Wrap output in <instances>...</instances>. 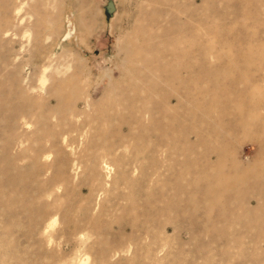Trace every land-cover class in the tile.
Returning a JSON list of instances; mask_svg holds the SVG:
<instances>
[{
  "label": "rangeland",
  "instance_id": "obj_1",
  "mask_svg": "<svg viewBox=\"0 0 264 264\" xmlns=\"http://www.w3.org/2000/svg\"><path fill=\"white\" fill-rule=\"evenodd\" d=\"M22 6V26L29 31L21 26L16 36L12 32L1 35L16 41L12 58H18L5 68L9 76L0 63V140L14 135L7 152L23 172L47 166L40 183L55 172L62 176L43 192L29 191L27 182L32 186L36 182L20 173L17 182L10 184L6 172L13 169L4 165L0 264H264V0H25ZM176 17L192 28L187 39L198 44L211 40L215 46L211 53L221 57L219 75L210 76L212 86L208 87L219 95L216 105L213 99L197 94L206 86L204 73L210 66L192 48L184 59L191 56L194 64L177 67L174 87L160 85L164 93L153 97L161 103L174 95L169 101L173 108L181 99L183 110L171 113L170 129L156 127L143 113H133L134 119L129 120L123 117V109L121 128L118 119H111L101 129L102 122L92 120L86 101H99L110 80L112 84L134 81L138 58L168 59L169 39L180 36L171 31ZM206 28L211 29L209 35ZM220 40L229 45L218 48ZM148 45H159L164 51H143ZM174 55L183 57L179 51ZM46 65H59L62 70L69 66V71L77 67V81L84 92L75 110L90 113L70 116L82 135L73 132L60 138L63 148L49 144L56 135L53 123L58 116H50V122L40 126L24 116L29 99L35 101L32 113L46 108L53 87L51 80L42 77ZM185 92L190 95L183 97ZM141 104L138 100L136 108ZM237 104L245 105L242 118L250 121L248 134L222 131L226 142L236 141L218 145L207 126L221 123L216 118L221 113L231 115L224 118L226 123L237 124L234 114L228 113ZM251 104L257 109L247 113ZM210 106L214 113L207 115ZM39 128L44 131L47 151L39 154V163L32 167L27 159L36 153L31 143L40 134ZM100 129L107 133L108 143L85 145V138L91 136L101 140ZM117 132L125 144H111ZM200 138L207 145L197 146ZM1 148L0 144V153ZM62 155L68 156L67 164H62ZM106 161L108 168L103 165ZM122 170L127 174L124 177ZM137 181L143 182L140 197L130 189H138ZM123 192L132 195L140 213L152 195L151 204L158 212L148 218L124 214ZM31 195L56 209L40 218L39 211L27 208ZM146 219L157 223H146ZM134 220L144 221L139 224L142 230H121L122 222Z\"/></svg>",
  "mask_w": 264,
  "mask_h": 264
},
{
  "label": "bare ground",
  "instance_id": "obj_2",
  "mask_svg": "<svg viewBox=\"0 0 264 264\" xmlns=\"http://www.w3.org/2000/svg\"><path fill=\"white\" fill-rule=\"evenodd\" d=\"M24 3H25V0H21V1L19 0H0V63L2 64V67L4 68V70L9 64H11V61L16 60L18 57L15 56L14 58H12L15 53L13 47L16 41L12 40V38L3 39L1 35L8 36L9 32H12V35L16 36L17 29L21 27L24 23L23 21H24L25 16L21 15V12L23 9L22 5ZM185 12H187L186 14L189 16H192L193 14L190 10H185ZM25 14H28V12H26ZM36 17L37 19H39L38 16ZM41 18H42L41 21L46 23L45 20L47 19V17H45V15L44 16L42 15ZM174 21L175 22H174V25L171 27V31L172 30L177 31L180 34V36L177 38L169 39L170 46L168 50H166L168 52L169 58L164 59L162 57L160 58L157 57L153 60L149 59L146 56L138 58L137 61L140 63V66L134 68V71L137 74L136 78H133L134 81H131V83L122 84V80H120V82L116 84H112L113 80H110L109 88L105 89L99 101L91 99V98L90 100L86 101V106L91 107L92 109L91 114L89 112L82 113V110L81 111L75 110V108L78 107L76 102L79 99L80 95H82L84 92L83 88L79 86V82L77 81L79 77V72L77 71V67H74L72 70L69 71L68 70L69 66H66L67 68L62 70L59 65L55 67L46 65L44 66L42 70V77L44 78L45 81L47 79L53 82L52 83L53 87L48 91V95H47L48 97H46V103H47L46 108L39 110V113H32L33 104L35 101H33L32 99H29L28 105H27L28 113H25L24 116H26L29 121L37 124V126L49 123L50 116H56V117L58 116L56 123H53V128L57 129V130L54 129V132H53L56 135L53 134L52 139L50 138L49 144H50V147L52 146L54 147V145L58 144L60 148H63L61 147L60 138L68 137V135L70 136V134L73 132H75L78 136L82 135V133L79 132V126L77 125V123L74 121L73 118H72L73 120L70 119V116L78 117L81 115L90 114V116L92 117V120L98 119L102 122L101 129L105 126V123H107L108 120L118 119L120 121V124H118V127L121 128L122 127V111L126 110L125 116L123 117H126L129 120L134 119L133 113H143L145 115L147 114L148 118H150L149 122H151V124H155L156 127L158 128L165 127L166 129H170V123L173 122V119L170 118L171 113L179 112V110L184 107L182 105L181 99L177 98L178 106L176 108H173L169 106V101L174 95L165 97V99L162 100L161 103L154 101L153 97L164 93V92L163 93L161 92L164 90H162V87H160V85L164 86L166 89H172L174 87L175 82L178 79L174 75V71L177 67L184 66L186 68H190L194 64L195 60L193 61L191 56L189 57L187 56L188 58L184 59L185 55L190 54L189 50H192V48L196 49L197 56L199 55V53H202L203 54L202 58L205 60L207 65L210 66L208 67L210 70L204 73V79L206 80V86L204 85L203 89L201 90L198 88V86H196V83H195V87L199 89L197 94L198 96L202 95V97L204 98L213 99L212 105L213 106L216 105V102L214 99H216L217 96L219 95L217 94L215 95V92H214L215 90H212L211 88H208V87L212 86V82H210L209 80L210 76L213 73L219 75V68L222 67L221 57L217 54L213 55V53H211V51L215 49L214 48L215 46L213 45V42L211 40H207L206 42L202 44H198V43L193 42V40L190 38L187 39L186 34L192 33V28L190 27L188 22L183 21L179 17L174 18ZM203 21L206 22V19H203ZM23 27L24 26L21 27L23 31H27V32L29 31L28 28H23ZM210 33H211V29L206 28L205 34L209 35ZM67 35H69V33ZM225 44L226 46L229 45V43H223V41L221 40L218 41V48L224 47ZM161 48L162 47H160L159 45H154V46L148 45L142 49H144L143 51H155L158 53L162 50ZM176 51L181 52L183 57L176 59L174 55ZM212 59L214 60L213 63L211 62ZM247 59H248V55L246 53V61ZM166 70L170 73L167 72V74L166 73L163 74ZM5 71L8 76L11 74L8 70H5ZM143 71H147L148 73L150 71L151 72L147 76L145 75L143 76L142 75ZM153 72L157 73L158 76L155 73L153 75L152 74ZM160 74H163V75H160ZM120 76H122L121 72H120ZM241 92L246 93L245 90ZM19 94L21 96H24V92L22 91V89H20ZM86 95L88 96L87 92H86ZM189 95H190L189 92L183 93V97H187ZM52 99L54 101V104L51 106ZM138 100H141L142 102L139 109H137L135 106ZM132 102L135 103V105L134 104L132 105ZM224 104H226V102ZM244 106L245 105L237 104L236 107H234L233 109H229L228 111V113L234 114V117L238 121L237 124H233L232 122L226 123L225 121H228V119L224 120V118H226V116H231V115H227V113H221V114L216 115V118H218L219 122L221 123L217 125L207 126L210 130V133L213 134V135L210 134V136L213 138L212 140H214L218 145L224 146V145L232 144L233 142L235 143L236 141V138H234V140H231L232 142H229V141L226 142L224 139L221 138L222 131H230L234 135L248 134L246 132L248 130L247 128H248V125L250 124V121L242 118V114H244L243 113ZM196 107L197 108L202 107L200 103H198V101H196ZM250 107H251L250 111H248L247 113H254L253 111L257 109V105L255 104H251ZM71 109L73 110V113H67ZM60 113L64 115L60 116ZM186 113H192V112L187 111ZM206 113L207 115H212V113H214L213 107L212 108L211 106L206 107ZM13 114L18 115L20 113H13ZM65 114H67L68 116H65ZM156 116H158L159 118H156ZM62 121H67L65 123V126L61 124ZM15 124H16L15 122L12 123V125H15ZM61 126L64 128H61ZM101 129L98 132V136H101V140H94L91 136L88 139L85 138L84 140L85 145L94 146L98 144L103 145V144L108 143V139L105 138V136H107V133L102 131ZM40 130L41 129L39 128V131ZM127 131L130 132V130L128 129ZM2 132L3 130L0 129V133ZM39 133H40L39 135L37 134L34 135V137L32 138L34 140L31 143V146L32 147L35 146V148L37 149L36 153L32 156H29L27 159V161L32 167L36 165L37 163H39L38 161L39 154L46 153L47 151L44 131L41 130V132ZM165 134H166L165 137H168L167 132ZM116 137L117 138L114 137L113 142H111L112 145H122L126 143V140H123L121 137V134H119L118 132L116 134ZM75 139L77 138L71 137V140L74 141ZM14 142H15L14 135L10 136L8 139H6V141L0 140V144L2 146L1 153H0V173H2L1 170L4 169V165H8V166L11 165L13 169L11 173L6 172V174L8 175L7 176L8 182L10 184L16 183L17 182L16 176H18V174L20 173H24V175L26 176V179H29L31 182L32 181L36 182L34 186H32V184L27 182L26 187L29 189V191L36 190L37 192H43L49 188L50 183H52L55 179L61 178L62 175L57 176L56 175L57 173L55 172L54 176H52L48 180L46 179V181L43 184L40 183L39 176L41 173H43L47 169L46 165H42L40 168H38L37 171L33 168H30L27 171L23 172L20 166H18V164L14 161L15 159L14 158L12 159L11 157H9L8 152H7L8 148H10L14 144ZM199 145L204 146V145H207V143L200 138L197 140V146ZM68 162H69L68 156L66 157L65 155H62V164H67ZM107 164L108 162L106 161L103 165L106 168H108ZM35 171H36V175H34ZM126 175H127L126 171L122 170V177ZM142 184L143 182L137 181L138 189L130 188L134 190V191H131L129 189L130 186L128 187V189L129 191L137 194L136 197H140L141 193L144 192V190L141 188ZM209 184H210V181H209ZM122 188L123 190L127 189V185L123 186ZM237 191H239V189ZM120 196H122V199L126 201V204L125 205L123 204L121 206L122 212L124 214H127V215L134 214L137 216L146 215L148 218L152 214V212L153 213L158 212L155 209V207H153L151 204L152 195H149L150 196L149 199L144 202V205H142L144 207V210H142L143 211L142 213L138 211L137 206L132 202V199H134V198H131L132 195L130 196L126 192H123L122 195L120 194ZM41 203L42 202H41L40 196L33 197L31 195L28 198L27 208H29V211H31L32 213L39 211L40 218H43L49 215L52 212L51 210L56 209L54 207L52 208H49L47 206L45 207ZM36 204H39V206L37 207ZM85 219H87V217H85ZM148 222L155 223L156 221L154 222L152 220L149 221L148 219H146V223ZM141 223H144V221L142 220L138 222L136 220L131 221V222L124 221L122 222V227L120 228L122 230L125 227H130V229L136 228L138 230H142L141 227L139 226V224Z\"/></svg>",
  "mask_w": 264,
  "mask_h": 264
}]
</instances>
